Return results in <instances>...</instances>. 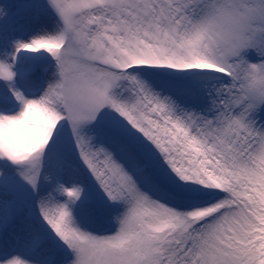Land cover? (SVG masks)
I'll list each match as a JSON object with an SVG mask.
<instances>
[{
  "label": "snow or ice",
  "instance_id": "1",
  "mask_svg": "<svg viewBox=\"0 0 264 264\" xmlns=\"http://www.w3.org/2000/svg\"><path fill=\"white\" fill-rule=\"evenodd\" d=\"M0 264H264V0H0Z\"/></svg>",
  "mask_w": 264,
  "mask_h": 264
}]
</instances>
